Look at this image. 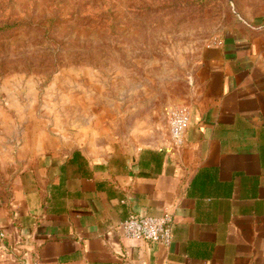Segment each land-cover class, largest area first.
Returning a JSON list of instances; mask_svg holds the SVG:
<instances>
[{"label": "crops", "instance_id": "1", "mask_svg": "<svg viewBox=\"0 0 264 264\" xmlns=\"http://www.w3.org/2000/svg\"><path fill=\"white\" fill-rule=\"evenodd\" d=\"M217 42L179 149L168 132L117 150L0 138V264H264V26ZM166 212L170 245L123 235L127 217Z\"/></svg>", "mask_w": 264, "mask_h": 264}, {"label": "rangeland", "instance_id": "2", "mask_svg": "<svg viewBox=\"0 0 264 264\" xmlns=\"http://www.w3.org/2000/svg\"><path fill=\"white\" fill-rule=\"evenodd\" d=\"M15 22L30 25L0 33V138L117 150L166 137L204 50L264 26V0H0Z\"/></svg>", "mask_w": 264, "mask_h": 264}, {"label": "built area", "instance_id": "3", "mask_svg": "<svg viewBox=\"0 0 264 264\" xmlns=\"http://www.w3.org/2000/svg\"><path fill=\"white\" fill-rule=\"evenodd\" d=\"M218 43L217 40L213 45ZM190 117L189 108L185 105L172 107L167 115V128L170 141L174 148L183 144L185 131ZM173 217L170 212L161 216L131 215L120 224L123 235L128 239L159 243L164 246L172 242Z\"/></svg>", "mask_w": 264, "mask_h": 264}, {"label": "trees", "instance_id": "4", "mask_svg": "<svg viewBox=\"0 0 264 264\" xmlns=\"http://www.w3.org/2000/svg\"><path fill=\"white\" fill-rule=\"evenodd\" d=\"M53 23H54V20H51L49 26L52 27ZM27 25H30V23L15 22L13 24H3L2 26H0V33L1 34H5L8 31L12 30V28L20 30V29H22L23 27H25ZM47 31L48 30H45L46 33H47Z\"/></svg>", "mask_w": 264, "mask_h": 264}]
</instances>
